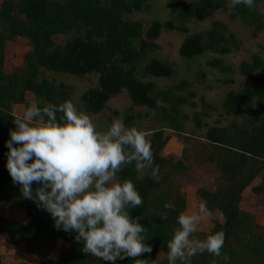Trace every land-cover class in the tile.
Returning <instances> with one entry per match:
<instances>
[{"label": "trees", "instance_id": "obj_1", "mask_svg": "<svg viewBox=\"0 0 264 264\" xmlns=\"http://www.w3.org/2000/svg\"><path fill=\"white\" fill-rule=\"evenodd\" d=\"M152 1L0 0V203L15 206L24 215L11 218L0 213V245L36 255L37 264H113L84 253L74 231L56 229L46 210L21 195L6 166L14 118L30 102L43 108L71 100L105 124L120 117L126 126L143 131L151 143L153 166H159L155 177L151 169L138 174L134 162L117 173L120 182L134 183L143 200L141 206L129 209L130 217H138L147 229L145 243L152 247L151 253L140 258L148 264H168L167 257L159 258L158 253H168L167 243L185 207L179 184L181 179L191 180L189 172L199 163L214 170L215 179L213 187L200 185L194 193L198 204L205 201L216 218L208 231L195 235L204 239L224 232L222 254L228 259L205 252L194 256L191 264H212L214 259L217 264H264V226L254 220L264 210V59L250 52L234 68L213 57L212 66L231 69L238 79H222L227 88L220 103L212 107L194 86L204 79L203 73L176 78L175 63L158 56L169 46L185 60L204 52L220 55L237 50L241 41L215 13L229 11V17L244 25L251 36L264 27V13L259 7H228L230 0H169L172 10L164 18L145 21L134 16L149 11ZM177 3L181 5L176 7ZM206 20L205 29L194 27ZM163 35L176 36L177 42H164ZM16 37L25 38L29 48L21 65L5 72L4 42ZM259 47L264 51V42ZM58 75L85 82L76 93L72 84L56 80ZM155 78L168 84L158 86ZM121 95L128 103L112 106ZM214 107L219 108L217 117L204 119ZM171 136L184 143L178 156L162 152ZM247 186L261 195L262 203L247 202L243 193ZM57 241L65 246L56 249ZM133 259H117L115 264H135Z\"/></svg>", "mask_w": 264, "mask_h": 264}, {"label": "clouds", "instance_id": "obj_2", "mask_svg": "<svg viewBox=\"0 0 264 264\" xmlns=\"http://www.w3.org/2000/svg\"><path fill=\"white\" fill-rule=\"evenodd\" d=\"M230 3L232 7H258L256 0ZM14 123L16 128L10 130L7 141L6 166L13 183L20 185L21 195L46 210L56 229L74 231L84 253L113 264L126 257L134 258L135 264H148L140 258L152 252L143 235L147 229L129 213L143 200L131 180L117 179V173L133 162L138 174L146 169L154 177L158 174L146 134L121 119L101 130L71 100L43 108L30 103ZM33 183L40 186L33 190ZM165 207L175 211L171 204ZM210 216L205 201L179 213L178 226L167 243L168 264H191L194 256L205 252L228 259L222 254L224 232L204 239L195 235Z\"/></svg>", "mask_w": 264, "mask_h": 264}, {"label": "rangeland", "instance_id": "obj_3", "mask_svg": "<svg viewBox=\"0 0 264 264\" xmlns=\"http://www.w3.org/2000/svg\"><path fill=\"white\" fill-rule=\"evenodd\" d=\"M169 0H153L150 5L149 11L145 12H137L134 16L136 18L149 20L153 17L164 18L167 14L172 10V4L168 2ZM181 3V1H179ZM181 4L177 3V6ZM231 5L229 4L228 7ZM258 7L264 13V0H260ZM229 11L226 12H217L214 17L220 20H223L229 24V27L234 30L236 36L241 41V47L237 50H231L228 53L216 55L211 54L210 52H204L203 54L197 56L193 60H185L182 58H178L175 50L169 47L162 48V50L158 53L159 57H166L168 60L173 61L176 66V74L175 77H188L193 75L195 72L203 73L204 79L201 82L194 83L195 88L198 90V94H203L206 100H208L212 107L218 103H220V99L222 98V94L227 88V84L223 83L222 79L233 77L236 81L238 76L235 72H231L230 70H221L216 66H212L209 62L213 57L219 58L221 64L228 65L229 67H234L241 59H247L249 57L250 52H257L264 59V51H262L259 47L260 44L264 42V27L255 35L251 36L248 29L239 23L237 19H231L229 17ZM209 21H202L194 23V27L197 29H205L208 27ZM162 41L168 42L172 41L174 44L176 41V36L173 35H163ZM3 48V68L5 72H10L14 66H20L22 63V57L26 50H28L29 46L26 42L25 38L16 37L14 40H7L4 42ZM56 80L64 81L65 83H70L75 87L76 93H78L84 84V79L82 78H71L68 76L67 78L58 75L55 77ZM84 81V82H83ZM155 83L160 86L167 85L168 81L163 78H155ZM33 103L34 102H30ZM128 103L127 99L121 95L118 99L113 101L112 106L119 107L120 105H125ZM198 107V106H197ZM216 108V107H214ZM198 109V108H197ZM219 108L214 110H209V114L204 116L203 118L212 121L217 116ZM93 121L97 124L98 128L101 130L105 129L108 124H105L104 120L101 117L92 118ZM114 119H120V117H114ZM190 129V127L188 128ZM183 141L176 137L171 136L167 138L166 143L162 148L163 153H172L176 156L180 155ZM215 171L211 169H207L205 166L200 165L199 163L192 168V172H189V178L191 180L181 179L179 184V192L185 197V207L183 211H191L194 207L198 206V201L195 196V189L197 186H206L213 187L214 179H215ZM254 184V181L253 183ZM250 187V185H249ZM247 186L243 191L244 195L247 196V202L252 205H256L262 203V197L260 194H253L250 192V189ZM0 213L5 216L11 218H24L23 213L20 212L15 206H5L0 203ZM216 218L214 213H211L209 219L205 220L201 226L200 230L202 232H206L212 226V219ZM254 220L257 224L264 226V210L260 216L255 215ZM65 246V243H61L57 241L56 249ZM168 253H158L159 258L167 257ZM38 257L33 254H26L21 252L20 250L8 249L5 246L0 245V264H16L18 262H24L26 264H37Z\"/></svg>", "mask_w": 264, "mask_h": 264}, {"label": "crops", "instance_id": "obj_4", "mask_svg": "<svg viewBox=\"0 0 264 264\" xmlns=\"http://www.w3.org/2000/svg\"><path fill=\"white\" fill-rule=\"evenodd\" d=\"M24 253V252H23Z\"/></svg>", "mask_w": 264, "mask_h": 264}]
</instances>
